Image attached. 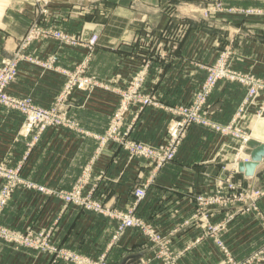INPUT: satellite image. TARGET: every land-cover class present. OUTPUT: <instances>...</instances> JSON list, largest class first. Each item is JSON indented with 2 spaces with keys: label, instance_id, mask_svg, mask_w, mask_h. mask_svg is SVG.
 <instances>
[{
  "label": "crops",
  "instance_id": "1",
  "mask_svg": "<svg viewBox=\"0 0 264 264\" xmlns=\"http://www.w3.org/2000/svg\"><path fill=\"white\" fill-rule=\"evenodd\" d=\"M203 1L206 0H52V14L48 17L53 16L57 24L85 37L92 32L98 34L86 64V72L96 83L90 90L73 88L64 101L67 114L75 123L72 127L58 125L41 132H26L22 114L0 105V161L9 166L22 161L24 178L53 191L17 186L1 213V224L20 231L51 229L50 241L55 245L90 256L105 252L108 264H122L127 256L135 254L142 255L137 264H160L153 256L151 243L138 230L127 228L109 247L115 220L74 204L63 206L55 192L70 189L87 172L84 191L92 189L94 196L117 209H126L132 203L133 188L138 182H148L136 214L167 234L172 248L184 249L175 264H221L226 256L242 260L262 245L264 196L257 200L254 209L240 201L208 206L207 225L221 224L214 236L206 234L205 223L197 219L196 195L213 193L217 179L231 174L242 187L264 184V159L255 167L254 175L246 176L235 166L233 169L236 139L192 126L175 156L156 172L148 160L130 157L118 144L97 147L96 136L104 132L118 104L117 89L125 85L144 56L151 66L143 92L157 105L139 109L132 104L125 114L124 126L130 125L129 137L149 144L158 143L164 136L169 115L163 105L189 101L205 78L202 66L214 61L218 47L229 44L236 51L235 68L264 78L262 16L219 12L210 16L212 24L206 25L188 17L173 18L186 27L178 43L161 41L160 48L159 43L153 46L134 41L148 27L155 31L163 28L178 5ZM224 1L243 7L264 4V0ZM15 2L11 0V8L0 15V58L10 54L16 38L38 15L33 6ZM76 7L84 9L76 14L72 10ZM236 27L242 32L232 37ZM28 51L42 58L53 54L56 68L22 61L8 90L30 95L43 106L51 105L63 86L66 75L60 68L71 69L87 53L82 46L60 45L50 39L36 42ZM244 94L240 83L219 80L208 97L210 116L218 122L231 120ZM252 117L244 121L246 128L251 127L252 139L263 142L264 117L256 122ZM244 156L241 153L240 157ZM258 173L260 176H256ZM217 239L227 253L216 244ZM0 264L71 263L54 261L53 254L1 243Z\"/></svg>",
  "mask_w": 264,
  "mask_h": 264
},
{
  "label": "built area",
  "instance_id": "2",
  "mask_svg": "<svg viewBox=\"0 0 264 264\" xmlns=\"http://www.w3.org/2000/svg\"><path fill=\"white\" fill-rule=\"evenodd\" d=\"M247 12L258 15V13L261 11L249 10ZM42 13H47V10L45 9V12ZM36 22L35 24H31L26 33L20 38L21 45L17 48L14 55L7 56L0 60V104L9 109L17 110L23 115L24 128L26 132H29L32 129H36L37 132H41L45 128L51 126L73 125V122L68 117L66 111L62 110L59 105H53L50 107L41 106L34 103L32 97L29 95L19 97L11 95L6 91L7 84L10 83L17 74L18 65L21 62V59L27 58L26 56L28 54L23 51V49L27 44L30 43L32 39L37 38L40 35H45L54 38L55 40L63 41L66 43H63L64 45L75 46L79 44L78 40L73 35L64 34L59 30L53 29L52 27L41 26L39 22ZM97 38L98 34L93 32L85 44L86 48L92 51L97 42ZM53 57L54 56L51 55L50 62L54 61L55 57ZM28 58L32 59L29 56ZM50 64L51 63H49L48 66H50ZM63 72L68 76V80L61 95L62 99L68 96L70 90L74 86L78 87L79 89H86L87 86H90L92 83L88 77L84 76L83 69L81 67L77 68L75 72H68L66 70ZM206 75V83L197 91L191 102L188 104L170 106L169 109L167 108L168 112L172 113L174 117L171 119L167 132L156 144H149L142 140L129 137L128 135L130 127H128L124 132H121V127L124 124L125 114L130 107V102H138L139 109L148 104L157 105L149 96L137 93L136 90H132L128 94H125L124 101L122 102L121 106L113 113L105 132L96 136L98 149L106 144H118L128 153L130 157L143 158L148 160L150 163L153 162V171L156 172V170H159L167 161L171 160L175 156L179 145L185 137L186 132L195 125L209 129L211 128V130H215L220 134L232 136L238 140L240 139L242 142L240 145L241 149V147L245 144L246 139L245 133L241 130L238 122L244 117L245 109L251 102V99L264 91V81L251 75L240 74L229 69L224 58H220L215 65L209 67ZM223 78L231 81H237L240 84L242 83L247 86L244 101L240 106H238L233 118L225 124L214 120L210 116L207 109L209 94L214 88L216 82ZM263 110L264 102L259 107V110L256 111L255 115L260 116ZM21 167L22 164L19 163L13 168H5V166L0 163V178L3 180L2 183H4L0 186V215L2 213L3 207L9 199L10 194L12 193L13 188L21 183L27 184L21 178ZM86 179V176L82 177L79 186H76L69 192H62L60 195L67 204H75L85 210L101 213L116 221L114 232L108 243L109 247L117 242L118 238L127 228H134L136 230H140L143 234L148 235L153 240H155L156 244L160 245V249L155 254L156 258H161L164 262L163 264H175V258L178 255H173L169 251L168 240L164 241V237L160 232L156 231L153 226L148 225L145 220L136 214L137 205L144 199L146 195L148 182H138L136 184L132 192L133 201L131 207L126 211H121L105 205L100 198L93 199V194L91 193L92 190H90V194L83 193V186L86 182ZM30 185H34V187L36 186L37 189L45 191V188L41 185ZM226 186L237 191L241 198L250 199L249 206L253 209L256 208L257 200L262 195H264V190L255 189L253 192L248 191L246 188H242L230 180L226 182ZM219 187H222V183L219 185ZM229 199V197L225 196L215 198L212 196L206 197L202 193L197 194L196 201L198 211L199 209L202 210L199 212L197 211V219L198 217L203 218L207 223V213L203 212V210H206L210 204L227 203L231 201ZM207 228L208 231L206 234L214 236L215 231L219 229V225L211 224L207 225ZM217 242L220 246L223 245L218 239ZM1 243L28 246L39 252H47L53 254L54 256L56 254L60 258L66 259L76 264H108L105 252L101 253L97 258H91L54 245L50 241V232L48 231H40L37 233L34 232V236L28 237L18 232L9 231L6 226L0 223V244ZM223 252L227 253L225 248H223ZM252 262L264 264V243L249 258L235 261L232 260L231 257H227L225 263L222 264H252Z\"/></svg>",
  "mask_w": 264,
  "mask_h": 264
},
{
  "label": "rangeland",
  "instance_id": "3",
  "mask_svg": "<svg viewBox=\"0 0 264 264\" xmlns=\"http://www.w3.org/2000/svg\"><path fill=\"white\" fill-rule=\"evenodd\" d=\"M13 1V0H12ZM16 2L15 3H18V4H28V5H31V6H33V9L34 10H37V13H38V15L37 16H34L33 17V19H31L29 22H28V24L26 25V28H25V30H24V32L19 36V37H17L16 38V40H15V43H14V46H13V48H12V50L10 51V54L9 55H7V56H13L14 55V53L16 52V50H17V48L21 45V40H20V38L26 33V31H27V29L29 28V26L31 25V24H35V22L37 21V22H39L40 23V25L41 26H46V27H52L53 29H56V30H59V31H61V32H63L64 34H68V35H73L77 40H78V42H79V44H77V45H75V46H82V47H84V48H86V46H85V44H86V42H87V40L89 39V37L91 36V34L93 33H91L89 36H87V37H85V36H81V34H79V33H77V32H74V31H72V30H69V29H67V28H64V27H62V26H60L59 24H57L56 22V20L54 19V17L53 16H51V17H48L49 15H51L52 14V11H51V9H50V4H51V2H52V0H15ZM13 6H15V5H13ZM18 6V5H17ZM11 8V0H0V15H2V14H4L5 12H7L8 11V9H10ZM231 8V9H230ZM45 9L47 10V13H42V12H45ZM84 8H82L81 10H83ZM73 11H75V13L76 14H79V12H81V10H80V7H76L75 9L73 8L72 9ZM249 10H257V11H261L260 13H258V15L257 16H262V18H264V4H261V5H259V4H257V5H250V6H232V5H229L228 3H226L224 0H209V1H203V2H199V3H196L195 5H193V4H190V3H187V2H184V3H182V4H180V5H178L177 7H176V10H175V15H173V16H171V17H169L168 18V20H167V22L165 23V25L163 26V28H161V29H159V30H153L152 28H150V27H148L147 29H146V32H144V33H142V34H137V38H133L134 39V41H136V39H137V42H139L141 45H142V43H145V44H150V45H157L158 43H159V45H160V48H161V46H162V42H164V43H172L173 45L174 44H176V43H178L180 40H182V38L184 37V33H185V30H186V27H185V24H183L182 22L181 23H176V21L174 20L175 18H179V19H184V17H188V18H191V19H193V20H195L196 22H198L200 25H206V23L207 24H212L210 21L211 20H209V17L210 16H212V15H218L219 14V12H230V13H238V14H240V15H247V16H254V14H251V13H249V12H247V11H249ZM245 11V12H244ZM39 16V17H38ZM174 18V19H173ZM237 18H239V17H237ZM36 22V23H37ZM167 26V27H166ZM169 28V29H168ZM242 32V29L241 28H239V27H236L233 31H232V34H231V36L232 37H234V35L237 33V34H239V33H241ZM1 32H0V36H1ZM47 39H50V40H54L56 43H58V44H60V45H64V44H66V43H64L63 41H59V40H55L54 38H51V37H49V36H43V35H40L39 37H37V38H34V39H32L31 41H30V43L29 44H27L25 47H24V49H23V51H25L28 55L26 56L27 58H23V59H21V62L22 61H28V62H31V63H34V64H38V65H40V66H42L43 68H56V66H54V61H55V59H54V61L53 62H50L51 61V55L52 56H54L53 54H51V55H46V56H44L43 58L41 57V56H37V55H34V54H30L29 53V51H28V49L33 45V44H35L36 42H38V41H40V40H47ZM98 39V38H97ZM162 41V42H161ZM161 42V43H160ZM64 43V44H63ZM97 43V42H96ZM173 45H171V46H173ZM153 46H152V48H153ZM86 50H87V53H85V55L82 57V59L81 60H79L71 69H66V71H68V72H75L76 71V69L77 68H82L83 69V74H84V76H86V77H88L90 80H91V85L90 86H87V88L86 89H79L78 87H76V86H74L73 88H76V89H79V90H90L94 85H95V81L93 80V78H92V76L91 75H89L87 72H86V64L89 62V60H90V58H91V55H92V51H93V49H92V51L91 50H89L88 48H86ZM164 50V49H163ZM165 51V50H164ZM235 54H236V51H235V49H233L229 44H226V45H224L223 47H218L217 48V50H216V56H215V59H214V61L212 62V63H208V64H205V65H203L202 67L205 69V71H206V74H207V71H208V68L209 67H211V66H213V65H215L216 63H217V61L220 59V58H224L225 60H226V63L228 64V68L229 69H231V70H233V71H235V72H238V73H240V74H244V75H251V76H253V77H255V78H259V79H261V80H263L264 81V78H262V77H260V76H257V75H255L253 72H251V71H249V70H242V69H238V68H235L234 66H233V59H234V57H235ZM7 56H2L1 58H0V60L2 59V58H5V57H7ZM28 56L29 57H31L32 59H29L28 58ZM55 57V56H54ZM53 57V58H54ZM146 56H144L143 58H142V61L140 62V64L137 66V68L135 69V71H134V73L131 75V77L127 80V82L125 83V85L124 86H122L120 89H117V91H118V94H119V101H118V104H117V106L114 108V110H113V112H112V114H111V116H110V119L112 118V115H113V113L115 112V110L117 109V108H119L120 106H121V104H122V102L124 101V96H125V94H128L129 92H131L132 90H136L137 91V93H140V94H142V95H147V96H149L147 93H144L143 92V86H144V83H145V80H146V76H147V73L149 72V70H150V61H148V59H146L145 58ZM49 63H51L50 64V66H48V64ZM45 64V65H44ZM60 70H61V72H63L64 71V69L63 68H60ZM64 73V72H63ZM65 74V73H64ZM66 75V74H65ZM206 76L207 75H205V78H206ZM205 78H204V80L203 81H201L200 82V84H199V87L197 88V89H195V91L193 92V94H192V96H191V98L189 99V101L188 102H186V103H181V104H188L189 102H191L192 101V99H193V97L196 95V93H197V91L201 88V86H203L205 83H206V81H205ZM224 79V78H223ZM226 79V78H225ZM67 80H68V76L66 75V79H65V81H64V83H63V86H62V88H61V90H60V92H59V94L57 95V97L55 98V100L52 102V104L51 105H49V106H45V107H50V106H53V105H59L60 107H61V109L62 110H65L66 111V113H67V110L65 109V103H64V101L66 100V97H68V96H66L64 99H62V92H63V89H64V87H65V84L67 83ZM219 80H221V79H219ZM218 80V81H219ZM218 81L216 82V84L218 83ZM237 82V81H236ZM11 83V82H10ZM10 83H8L7 84V86H6V91H7V93H9V94H11V95H14V96H19V97H22V96H27V95H17V94H13V93H11V92H9V90H8V87H9V84ZM239 83V82H238ZM215 84V85H216ZM241 85L245 88V93H246V90H247V86L246 85H244V84H242L241 83ZM215 87V86H214ZM72 88V89H73ZM71 89V90H72ZM70 90V91H71ZM70 93V92H69ZM69 95V94H68ZM245 95L246 94H244L243 95V97L241 98V100H240V102L238 103V105H237V108H238V106H240L241 104H242V102L244 101V98H245ZM30 96V95H29ZM259 96V97H258ZM31 97V96H30ZM150 97V96H149ZM33 102H34V100H33ZM263 102H264V91H262L261 93H259L256 97H254V98H252L251 99V102L248 104V106L246 107V109H245V115H244V117L243 118H241L240 120H239V122H238V124H239V126L241 127V130L245 133V139H246V141L248 140V139H251V130H250V128H246V123H244V121L245 120H247V119H249L250 117H252V115L254 116V120H255V122L256 121H258V120H261L260 118H262V117H264V110L262 111V114L260 115V116H256L255 114H256V111H258L259 110V107L263 104ZM34 103H36V102H34ZM131 103L134 105V104H136L138 107H139V103L138 102H134V101H132V102H130L129 104H130V106H131ZM37 104V103H36ZM1 105V104H0ZM38 105H40V104H38ZM155 105V104H154ZM177 105H180V104H177ZM1 106H4V105H1ZM41 106H43V105H41ZM174 106V105H173ZM5 107V106H4ZM163 107H165V109H166V112H168V110H167V108L169 109L170 108V106H165V105H163ZM7 108V107H6ZM252 108V109H251ZM237 110V109H236ZM236 112V111H235ZM235 112H234V114H233V116L235 115ZM168 115H169V118H168V123H167V127H166V130H165V133L167 132V130H168V127L170 126V122H171V119H173V117H174V115L172 114V113H169L168 112ZM23 116V115H22ZM69 117V116H68ZM233 118V117H232ZM231 118V119H232ZM253 118V117H252ZM110 119H109V122H110ZM71 120V119H70ZM72 121V120H71ZM230 121V120H229ZM229 121H227V122H221L222 124H225V123H228ZM73 122V121H72ZM109 122H108V124H109ZM73 125H75V123L73 122ZM72 125V126H73ZM62 126V125H61ZM72 126H66V127H72ZM22 127L24 128V120H23V122H22ZM107 127H108V125H107ZM106 127V128H107ZM128 127H130V125L129 124H126V126H124V124L122 125V127H121V129H122V131L121 132H124ZM25 129V128H24ZM46 129V128H45ZM44 129V130H45ZM211 129V128H210ZM36 130V129H35ZM106 130V129H105ZM105 130H104V132H105ZM215 131V130H214ZM103 132V133H104ZM188 132V131H187ZM187 132H186V134H187ZM215 132H217V131H215ZM103 133H101V134H103ZM165 133H164V135H165ZM218 134H220L219 132H217ZM186 134H185V136H186ZM221 136H225V137H230V138H233V139H236L237 141H238V143H237V145H236V147H235V152H234V154H233V156H232V167H233V169L235 168V167H237V171H238V163L239 162H242V161H245V160H247L249 157L243 152V149H244V146H245V144L241 147V149H240V145L242 144V142H241V140L239 139H237V138H234V137H232V136H228V135H223V134H220ZM163 138V137H162ZM145 142V141H144ZM263 143H264V141H263ZM241 153H243L245 156L244 157H240V155H241ZM0 163H2L1 161H0ZM19 163H21L22 164V161L21 162H19ZM18 163V164H19ZM4 166H5V168H10V167H15V166H17L18 164H16L15 166H9V165H6V164H4V163H2ZM151 165H152V170H154V163L153 162H151ZM235 166V167H234ZM21 169H22V167H21ZM157 171V170H156ZM87 173V172H86ZM86 173H84V174H82V176H80V177H78L77 178V180L74 182V184L71 186V188L70 189H68V190H62V191H59V192H57V193H55V195H57L58 197H60L62 200H63V198H62V196L60 195V193H62V192H69V191H71V190H73L76 186H79L80 185V180L82 179V177H84V176H86ZM21 175V178L24 180V182H26L27 184H25V183H21V184H18V185H16L14 188H13V190H12V193H13V191H14V189L17 187V186H19V185H24V186H27V187H34V185H30V184H37V185H41V186H43L44 188H45V191H42V192H46V193H53V191L52 190H50V189H48L47 187H45L44 185H42V184H38V183H35V182H33V181H30V180H27L26 178H24L23 176H22V174H20ZM87 178H88V176H86ZM228 180H230L231 182H233V183H235V184H237V185H239L235 180H233V178H232V176H231V174H228V175H225L224 177H221L220 179H217V182H216V190H214V192L213 193H208V192H201L202 194H204L206 197H215V198H219V197H221V196H225V197H229L230 199L229 200H231V201H236V202H243L244 204H246V206L248 205L249 206V201H250V199H248V198H241L240 197V195L237 193V191H235V190H233V189H231L230 187L228 188L227 186H226V182L228 181ZM86 181H87V179H86ZM3 182V180L0 178V186L1 185H3L4 183H2ZM2 183V184H1ZM6 183H8V182H6ZM86 183V182H85ZM222 183V187H219V185ZM136 186V185H135ZM239 186H241V185H239ZM36 187V186H35ZM85 184H84V186H83V191L85 190ZM242 187V186H241ZM37 188V187H36ZM242 188H246L248 191H254L255 189L256 190H264V184H262V185H260V186H251V187H249V186H247V187H242ZM238 189H239V187H238ZM39 190V189H38ZM92 190V189H91ZM41 191V190H40ZM12 193L10 194V196H9V199H10V197L12 196ZM83 193H85V194H90V190L89 191H84ZM92 194H93V192H91ZM197 196V195H196ZM234 198H233V197ZM262 196H264V195H262ZM261 196V197H262ZM260 197V198H261ZM93 199H98L99 197H97V196H94L93 195V197H92ZM259 198V199H260ZM8 199V200H9ZM233 199V200H232ZM245 199H247V200H245ZM258 199V200H259ZM8 200H7V202H8ZM102 200V199H101ZM243 200V201H242ZM245 200V201H244ZM133 201V200H132ZM7 202H6V204H7ZM63 202H64V200H63ZM230 202V201H229ZM5 204V205H6ZM104 204L105 205H107V206H110V205H108L106 202H104ZM216 203H214V204H210L209 206H212V205H215ZM221 204H223V203H221ZM65 205H67V203H65L64 202V205L63 206H65ZM75 205V204H74ZM131 205H132V203H130L127 207H126V209H118V210H121V211H126V210H128L130 207H131ZM5 207V206H4ZM4 207H3V209H4ZM111 208H114V207H112V206H110ZM3 209H2V211H3ZM114 209H117V208H114ZM206 210H207V208H206ZM206 210H203V212H205L206 213ZM199 211H202V210H200L199 209ZM1 216V215H0ZM143 219V218H142ZM198 219L199 220H201V221H203L204 223H205V228H206V233H207V231H208V228H207V223L205 222V220L203 219V218H199L198 217ZM144 220V219H143ZM1 223V222H0ZM146 223H148V225H150V226H153L152 224H150L149 222H147L146 221ZM217 225H219V228H220V226H221V224L219 223V222H217L216 223ZM3 225V224H2ZM116 225V224H115ZM5 226V225H4ZM7 227V229L9 230V231H12V232H18V233H20V234H24V235H26V236H28V237H32V236H34V232L35 233H37V232H40V231H43V232H46V231H48V232H51V229H47V230H39V231H33V230H30V229H28V230H22V231H20V230H16V229H14V228H10V227H8V226H6ZM154 227V226H153ZM155 228V227H154ZM115 229V228H114ZM156 229V228H155ZM136 230V229H135ZM219 229H217L216 231H215V233L218 231ZM156 231H158L159 232V230H157L156 229ZM113 232H114V230H113ZM113 232H112V234H113ZM125 232V231H124ZM123 232V233H124ZM138 232H140L142 235H144L145 237H146V239L151 243V246H152V248H153V251H154V253H153V256H154V258H156L155 257V254L158 252V250L160 249V245L159 244H156V242H155V240H153L151 237H149L148 235H145V234H143L140 230H138ZM161 233V232H160ZM33 234V235H32ZM162 234V236L164 237V241H167L168 240V248H169V251L173 254V255H178V256H180V254L184 251V249H179V250H175L174 248H172V245H171V243H170V239H169V236L167 235V234H164V233H161ZM112 236V235H111ZM120 238V237H119ZM118 238V239H119ZM118 241V240H117ZM221 241V240H220ZM13 243H15V242H13ZM264 243V242H263ZM262 243V244H263ZM9 244V243H8ZM54 244V243H53ZM216 244L218 245V246H220L219 244H218V242L216 241ZM223 244V243H222ZM15 245V244H14ZM13 245V246H14ZM55 245V244H54ZM57 246V245H56ZM15 247H21V248H28V249H32L31 247H28V246H24V245H18V244H16L15 245ZM59 247H62V246H59ZM260 247V246H259ZM258 247V248H259ZM62 248H66V247H62ZM220 248L222 249V251H223V248H225V246L224 245H221L220 246ZM258 248H256V249H254L250 254H248L245 258H243V259H246V258H249ZM66 249H68V250H70V251H72V252H74V253H77V254H80V255H82V256H87V257H91V258H97L99 255H96V256H90V255H87V254H83V253H79V252H76V251H74V250H72V249H69V248H66ZM34 250V249H33ZM37 251V250H36ZM45 253H47V252H45ZM50 254V253H49ZM177 256V257H178ZM177 257L175 258V263H176V259H177ZM227 257H229V256H226V257H224L221 261V264L222 263H225V260L227 259ZM63 260V261H65V262H68V263H71V264H76V263H74V262H71V261H68V260H66V259H63V258H60V257H58L56 254H55V256H54V261H56V260ZM156 259H158L159 261H160V264H163L164 262H163V260L160 258H156ZM242 259V260H243ZM148 260V259H147ZM232 260H235V261H240L241 259H239V260H236L235 258H232ZM252 264H260V263H256V262H252Z\"/></svg>",
  "mask_w": 264,
  "mask_h": 264
},
{
  "label": "water",
  "instance_id": "4",
  "mask_svg": "<svg viewBox=\"0 0 264 264\" xmlns=\"http://www.w3.org/2000/svg\"><path fill=\"white\" fill-rule=\"evenodd\" d=\"M243 152L249 158L238 163V171L243 172L246 176L254 175L255 167L264 159V143L252 138L248 139ZM256 176H260V174L258 173ZM141 256V254L127 256L122 264H130V261H133L132 264H137Z\"/></svg>",
  "mask_w": 264,
  "mask_h": 264
},
{
  "label": "bare ground",
  "instance_id": "5",
  "mask_svg": "<svg viewBox=\"0 0 264 264\" xmlns=\"http://www.w3.org/2000/svg\"><path fill=\"white\" fill-rule=\"evenodd\" d=\"M254 137V136H253Z\"/></svg>",
  "mask_w": 264,
  "mask_h": 264
}]
</instances>
